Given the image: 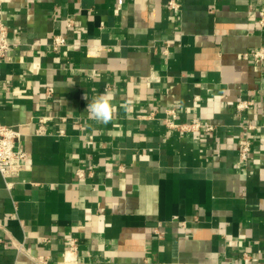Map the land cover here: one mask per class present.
<instances>
[{"label": "crops", "instance_id": "obj_1", "mask_svg": "<svg viewBox=\"0 0 264 264\" xmlns=\"http://www.w3.org/2000/svg\"><path fill=\"white\" fill-rule=\"evenodd\" d=\"M177 1L0 0V264H264V0Z\"/></svg>", "mask_w": 264, "mask_h": 264}, {"label": "built area", "instance_id": "obj_2", "mask_svg": "<svg viewBox=\"0 0 264 264\" xmlns=\"http://www.w3.org/2000/svg\"><path fill=\"white\" fill-rule=\"evenodd\" d=\"M169 6L173 9L179 10L181 4L177 0H169ZM72 21L70 22V24ZM260 25L264 28V16L260 18ZM67 43V38L61 34L54 35V41L52 43V49L54 51H58L63 48ZM11 43L8 37V30L4 25H0V62L3 61L7 52L9 51ZM164 52H168L167 48L164 49ZM246 57H250L255 61H263L264 60V46L255 50L251 55L247 54ZM52 88L48 89V92H52ZM0 95H1V87H0ZM253 104L252 100H241L236 104V108L238 112H242ZM168 114L171 118H168V122L170 126H179L184 131L205 129V131L212 132L215 129V125L211 123H202L200 121L194 123H181L176 124L175 119L177 118V110L175 108L168 109ZM43 122V120L41 119ZM261 126H264L262 124ZM257 125L250 124V129L257 128ZM21 136V132L12 126L5 125L0 122V173L4 177H11L20 172L21 167L23 165V161L27 157L26 151L20 149L19 147V138ZM251 152L250 142L247 141L242 149V156L244 158Z\"/></svg>", "mask_w": 264, "mask_h": 264}, {"label": "clouds", "instance_id": "obj_3", "mask_svg": "<svg viewBox=\"0 0 264 264\" xmlns=\"http://www.w3.org/2000/svg\"><path fill=\"white\" fill-rule=\"evenodd\" d=\"M86 111L92 119L101 123H108L112 119L113 111L111 97L107 94H101L91 102H88Z\"/></svg>", "mask_w": 264, "mask_h": 264}]
</instances>
